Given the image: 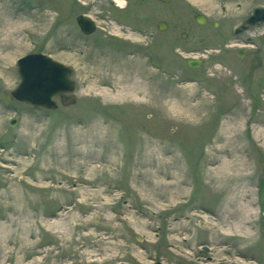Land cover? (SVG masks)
Segmentation results:
<instances>
[{
    "label": "rangeland",
    "instance_id": "1",
    "mask_svg": "<svg viewBox=\"0 0 264 264\" xmlns=\"http://www.w3.org/2000/svg\"><path fill=\"white\" fill-rule=\"evenodd\" d=\"M127 1L0 0V264H264V25L234 33L264 0L186 40L189 7ZM31 52L75 104L6 98Z\"/></svg>",
    "mask_w": 264,
    "mask_h": 264
},
{
    "label": "water",
    "instance_id": "2",
    "mask_svg": "<svg viewBox=\"0 0 264 264\" xmlns=\"http://www.w3.org/2000/svg\"><path fill=\"white\" fill-rule=\"evenodd\" d=\"M85 4L92 0H79ZM166 1V0H165ZM196 19L199 23H203ZM76 23L81 32L91 34L96 29L95 21L86 14H79ZM264 23V7H255L253 11L235 29L234 33L239 34L250 27ZM159 29L163 30L164 21L158 22ZM240 48L236 49V55L243 56ZM202 59L190 57L186 64L191 68H198L202 65ZM16 69L19 81L6 98L15 99L33 107L45 109H56L59 105L69 106L76 103V95L73 93L75 81L72 79V69L63 62L52 58L45 53L31 52L20 56L16 60ZM58 99V101H57ZM17 117L9 120V126L16 124ZM208 247L203 246L200 255H206ZM150 264H165L162 261H155Z\"/></svg>",
    "mask_w": 264,
    "mask_h": 264
},
{
    "label": "flooded vegetation",
    "instance_id": "3",
    "mask_svg": "<svg viewBox=\"0 0 264 264\" xmlns=\"http://www.w3.org/2000/svg\"><path fill=\"white\" fill-rule=\"evenodd\" d=\"M145 1H148V2H152L154 4H162L163 6L165 5H170V3L172 1L175 2V6L173 7H189L190 9V19L187 20V21H183L182 24H187V28L188 30H181L179 31L178 35L181 39L183 40H186L188 39L191 35H190V32L189 30L190 29H193L194 26H199V27H208L209 25H212L213 27H215L216 29L219 28L220 25H222L223 21H222V17H225L223 14L225 12V7H227L229 4L227 2V0H145ZM111 3L115 4L117 7H120V5H124V7L127 6L128 4V1L127 0H110ZM122 7V6H121ZM209 7H214V9H211ZM219 7L220 8V12L219 11H215V9ZM233 7H242L241 3L239 2H236ZM255 7H264V2H258L256 3L252 10L246 14L241 22L237 25V27L243 22V20L253 11V9ZM216 14H220L219 16V19H213L212 16L213 15H216ZM196 16H198V20L203 22L202 24L199 23L196 19ZM159 21H164L165 22V26H164V29L161 30L159 29V25H158V22ZM264 25V23H262L261 25H258V26H253L255 28H260ZM168 27V24L165 20H157L156 22V28L160 31H165ZM237 27H234V31ZM253 27H250L249 29L253 28ZM248 29V30H249ZM245 32V31H244ZM83 33V32H82ZM243 33V32H242ZM144 34H145V38L149 41L151 38L154 37V34L152 32H149V31H144ZM193 36V35H192ZM258 39V43L256 45V42L255 40H252L251 38H247L248 42H252L254 43L256 46L258 45H261V43H263L264 41V29H262V32L257 35L256 37ZM201 41V39L199 40V42ZM202 42V41H201ZM252 44V46L254 45ZM237 48H240L243 52V55L246 53V49L244 46H240V47H236L234 49V52L236 54V49ZM257 50V49H256ZM204 51L207 52V50L204 49ZM200 56L203 55L204 57V54H199ZM256 58L259 57L258 54L255 55ZM203 57L201 58L202 59V62H204V59Z\"/></svg>",
    "mask_w": 264,
    "mask_h": 264
}]
</instances>
